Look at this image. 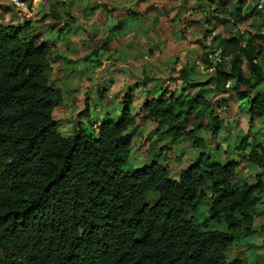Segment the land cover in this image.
<instances>
[{"label": "trees", "instance_id": "trees-1", "mask_svg": "<svg viewBox=\"0 0 264 264\" xmlns=\"http://www.w3.org/2000/svg\"><path fill=\"white\" fill-rule=\"evenodd\" d=\"M245 1L231 13L235 21L262 16L257 0L243 16ZM256 37L258 44L242 34L224 39L230 67L218 60L213 78L197 83L191 95L162 93L145 103L143 120L166 124L172 143L203 130L218 151L230 131L214 112L203 124L211 104L199 92L213 81L214 92H234L247 102L249 133L223 150L238 160L223 164L210 150L174 179L157 162L139 168L129 162L139 131L133 95L123 97L117 120H103L90 134L81 127L62 134L54 119L59 93L46 76L50 47L2 29L0 264H247L228 253L242 234L264 233V224L254 228L264 200V134L253 126L255 120L264 125V36ZM194 146L205 149V142L197 137ZM240 167L256 171L236 179ZM202 203L208 217L198 226L189 214Z\"/></svg>", "mask_w": 264, "mask_h": 264}, {"label": "rangeland", "instance_id": "rangeland-1", "mask_svg": "<svg viewBox=\"0 0 264 264\" xmlns=\"http://www.w3.org/2000/svg\"><path fill=\"white\" fill-rule=\"evenodd\" d=\"M22 1L26 3L24 8L0 3V31L15 28L25 41L35 39L39 45L50 47L46 76L59 93L54 119L62 134L72 135L79 127L90 134L103 120H117L123 97L133 95L132 111L135 128L139 129L129 158L133 167L157 162L177 179L185 167L210 150L211 158L223 164L238 160L223 150L249 133L251 123L247 102L239 101L234 92H214L213 81L199 92V97L211 104L203 113V124L214 112L230 131V140L221 137L218 151L213 150L217 143L211 134L203 130L172 143L164 133L166 124L143 120L147 114L144 105L162 93L168 97L191 95L197 83L213 78L214 65L221 58L229 68L221 42L242 34L258 44L256 34L264 36L263 15L251 16L245 23L235 21L231 13L238 0L227 5L221 0ZM253 8L255 0H246L242 15L246 17ZM259 61L264 66V54ZM260 91L262 88H258ZM195 119V115L190 118L189 128ZM253 126L264 134L259 120ZM197 137L204 140L205 149L194 146ZM255 171L240 167L236 179ZM208 210L202 203L189 216L200 226ZM260 224H264V200L256 209L254 228ZM228 256L230 260L245 259L247 264H264V233L242 234Z\"/></svg>", "mask_w": 264, "mask_h": 264}, {"label": "built area", "instance_id": "built-area-1", "mask_svg": "<svg viewBox=\"0 0 264 264\" xmlns=\"http://www.w3.org/2000/svg\"><path fill=\"white\" fill-rule=\"evenodd\" d=\"M0 3H8L16 6L17 8H24L26 3L22 0H0ZM257 10L264 16V0H257Z\"/></svg>", "mask_w": 264, "mask_h": 264}]
</instances>
